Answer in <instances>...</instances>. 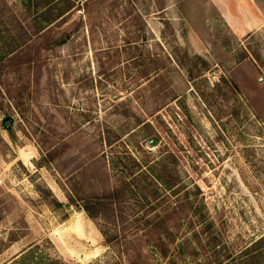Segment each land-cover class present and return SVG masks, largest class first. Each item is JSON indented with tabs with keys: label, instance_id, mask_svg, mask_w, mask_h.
Masks as SVG:
<instances>
[{
	"label": "rangeland",
	"instance_id": "374dc122",
	"mask_svg": "<svg viewBox=\"0 0 264 264\" xmlns=\"http://www.w3.org/2000/svg\"><path fill=\"white\" fill-rule=\"evenodd\" d=\"M0 264H264V0H0Z\"/></svg>",
	"mask_w": 264,
	"mask_h": 264
},
{
	"label": "trees",
	"instance_id": "16d2710c",
	"mask_svg": "<svg viewBox=\"0 0 264 264\" xmlns=\"http://www.w3.org/2000/svg\"><path fill=\"white\" fill-rule=\"evenodd\" d=\"M53 12V9H46L44 14H50ZM50 19L48 20V22ZM108 147L113 146L114 144L108 140V143H106ZM133 162V169L129 171V173L125 172V176L123 179L119 181V184L113 188L111 193H109L105 198H102L100 200H87V203L82 207V209L88 214L89 218L93 221H97L100 219H106V221L110 220L107 218L109 209L112 210V208L126 200L130 199V196H134L135 198H138V201L136 204L142 205V207L147 206L148 203L151 202V198L155 199L156 192L154 193L153 190H151V187L154 186L157 190H161L165 193L173 191L174 194H180L184 187L181 185V182L179 181L178 177H171L170 174H168V170L166 167H164V161L159 163H154L153 166L148 165V161H144L145 165L149 167V170H146V173H140L137 174V169L143 168V165L141 164V161L139 159L132 158L131 155H129ZM120 164V163H119ZM126 166L124 165V170L126 171ZM170 173V172H169ZM149 176H151L153 179L151 180V184L148 182H145V179ZM153 175V176H152ZM150 178V177H149ZM178 179V180H177ZM199 192V191H198ZM189 192L185 193V196H188ZM71 202H74L73 199H71ZM147 203V204H146ZM145 204V205H144ZM146 217L143 216V219ZM157 222H146V226L150 225L153 226L154 229H160L165 234H169L170 228H174L177 224H175V221L178 222V219H170L168 217L156 218ZM173 220V221H172ZM170 224H174L170 226ZM102 234L104 237H106V242L109 244L112 242L109 237H107V232L105 230L102 231ZM262 243H259L261 245ZM258 247V245H257ZM256 246L254 247V249ZM258 258V257H257ZM255 259L252 257L251 260Z\"/></svg>",
	"mask_w": 264,
	"mask_h": 264
},
{
	"label": "water",
	"instance_id": "95a60500",
	"mask_svg": "<svg viewBox=\"0 0 264 264\" xmlns=\"http://www.w3.org/2000/svg\"><path fill=\"white\" fill-rule=\"evenodd\" d=\"M151 145L154 146V142H152Z\"/></svg>",
	"mask_w": 264,
	"mask_h": 264
}]
</instances>
